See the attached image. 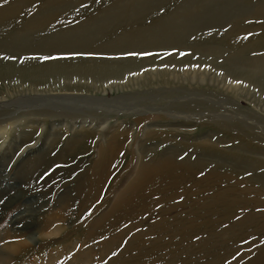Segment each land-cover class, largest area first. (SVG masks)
Masks as SVG:
<instances>
[{"label":"rangeland","instance_id":"rangeland-1","mask_svg":"<svg viewBox=\"0 0 264 264\" xmlns=\"http://www.w3.org/2000/svg\"><path fill=\"white\" fill-rule=\"evenodd\" d=\"M18 2L0 0V7L15 8ZM47 2L31 0L20 6L23 9L19 7L13 15L18 14V17L12 16L8 23L5 21V28L1 24L0 44L15 41V44L34 46L78 44L76 41L84 40L79 43L82 44L86 40L84 44H94L93 48L77 49L79 51L66 55L72 58L156 57L151 62L141 63L143 65L134 71L122 73L117 80L95 85L92 80L74 79L72 84L89 86L86 92L104 94L107 99L132 91L143 104H169L179 99L189 102L197 95L208 97L206 100L213 107L195 116L187 125L157 121L148 133L139 130L135 123L138 114L128 116L115 109H103L109 112L105 121L111 122L106 126L107 131H99V123L93 121L92 124L90 119L85 123L70 118L59 120L57 126L52 125L56 127L55 132H59L56 146L42 143L25 155L20 154L26 145L20 148L17 142L11 141L15 138L12 130L0 135V245L16 242L20 234L42 238L44 233L57 227L61 231L53 238L40 239L24 249L10 264H264V90L256 81L240 78L226 68L227 63H233L264 80V42L257 43L264 38V0H55L51 10L47 9ZM49 11L54 13L50 16L52 20L47 21L42 30H33L32 20ZM227 35L233 36L226 40ZM31 37H36L37 41ZM155 41L182 44L181 58L196 54L186 62L169 61L167 59L175 55L178 48L143 47L144 43L157 44ZM110 44L117 45L115 47L126 44L122 45L124 49L120 47L126 52L115 53L120 51L119 47L111 49L107 46ZM133 46L139 50L131 51ZM130 52L151 55H128ZM18 86L17 81L0 78V96L18 90ZM120 86L124 90H117ZM25 113L26 123L22 126L32 125L35 140L40 142L52 120L42 118L38 124H31L27 121L34 119L33 114L29 110ZM66 122H70L69 125ZM71 123H74L72 127ZM228 124H232V128ZM110 129L116 131L115 135H121L112 140L114 137L104 133ZM77 136H86V144L81 147L73 141L75 150L70 157L56 162V157L67 150V140ZM107 142H111L116 154L106 152ZM7 147L9 153L2 159ZM47 151L52 160L36 169L40 155L44 156ZM162 158H173L174 165L167 168ZM97 162L103 165L99 172L94 169ZM142 174H148L150 179ZM154 175L158 179L152 178ZM201 196L204 198L199 199ZM117 203L122 209L112 215V207ZM199 215L202 216L199 218Z\"/></svg>","mask_w":264,"mask_h":264},{"label":"bare ground","instance_id":"bare-ground-1","mask_svg":"<svg viewBox=\"0 0 264 264\" xmlns=\"http://www.w3.org/2000/svg\"><path fill=\"white\" fill-rule=\"evenodd\" d=\"M31 0H19V6L17 7H13V8H2L0 7V27L1 24H4L5 21L8 20L11 21L10 19L12 18V16L14 15V12L20 7V6H24L27 5ZM90 1V0H89ZM200 1V0H199ZM240 1V0H238ZM34 3V2H33ZM55 0H48L47 2V9L49 8L50 10L52 8H54L55 6ZM59 4V3H58ZM25 8V7H24ZM136 8V7H135ZM20 9H23L20 7ZM18 9V10H20ZM27 9V7L25 8ZM48 9V10H49ZM25 11V10H23ZM22 11V12H23ZM44 12L47 10H43ZM17 12V11H16ZM21 13V12H18ZM47 13V12H46ZM43 13L41 16V18L36 19V20H32L31 23V28L33 30H38L41 29V27L49 20L52 18H50L51 15H53L54 13H50V11L46 14ZM16 14V13H15ZM118 14V13H117ZM183 14V13H182ZM262 15V14H261ZM264 15V14H263ZM58 16V15H57ZM14 18L18 17L17 16H13ZM56 17V16H55ZM57 18V17H56ZM55 18V19H56ZM63 18V17H62ZM62 18H58V19H62ZM25 19V18H24ZM23 20V19H22ZM30 20V21H31ZM15 21L17 22V20L15 19ZM29 21V20H28ZM47 22V23H48ZM237 22V21H236ZM6 23V24H7ZM10 23V22H9ZM238 23V22H237ZM11 24H15L11 22ZM50 24L51 21H50ZM49 24V26H50ZM48 25V24H47ZM53 25V24H52ZM48 26V27H49ZM54 26V25H53ZM28 27V26H27ZM47 27V28H48ZM5 28V24L4 27ZM8 28V27H7ZM6 28V29H7ZM45 28V26H44ZM255 28V27H254ZM257 28V27H256ZM13 29V28H12ZM29 29V28H28ZM42 30V29H41ZM131 30V29H130ZM31 32V31H30ZM35 32V31H34ZM131 32V31H130ZM243 32V31H242ZM248 31H246L247 33ZM3 33H6V31H4ZM33 33V31H32ZM43 33V32H42ZM133 33V32H132ZM22 34V33H21ZM24 34V33H23ZM22 34V35H23ZM34 34V33H33ZM227 34V33H226ZM225 34V35H226ZM236 34V33H233ZM36 35V33L34 34ZM33 35V36H34ZM38 35V34H37ZM174 35V34H173ZM257 35V34H256ZM14 36V35H11ZM167 36V35H166ZM233 35L229 36L227 35L225 38L226 40H230L231 38L228 37H232ZM8 37V36H7ZM18 37V36H17ZM32 38V37H31ZM174 38V37H173ZM176 38V37H175ZM234 38H237L234 36ZM9 39V38H7ZM12 39V38H11ZM35 39L37 41V38H32ZM66 39V38H65ZM80 39V38H79ZM155 39V37H154ZM167 39V38H166ZM215 39V38H214ZM220 39V38H219ZM255 39V38H254ZM14 40V39H13ZM18 40V39H17ZM24 40V39H23ZM27 40V39H26ZM94 40V39H93ZM160 40V39H159ZM164 40V39H163ZM213 40V39H211ZM235 40V39H234ZM256 40V39H255ZM25 41V40H24ZM22 41V42H24ZM32 41V40H31ZM39 41V40H38ZM82 41H76V42H83ZM90 41V40H89ZM152 41V40H151ZM150 41V42H151ZM154 41V40H153ZM264 42V38H260V40L257 43H261ZM27 42V41H26ZM29 42V41H28ZM157 43V41H155ZM233 42V41H232ZM14 43V41H13ZM16 43V41H15ZM0 44V78H4V79H8L11 82H15L17 81V83L19 84L18 86V90H13L11 93L8 91L7 94H5L4 96H0V135H5L6 133L10 132L12 130V134H15V138L12 139V142H17L18 146L21 148L22 146L26 145V148L23 150V152H21L20 155H23L24 153H30L31 151H35L40 144L45 143L47 145V143H52L51 147H53L56 143V140L58 139L57 137L58 135V130L57 132H55V128L56 127H52V125L57 126V123L59 120H63V121H67L69 118L71 120H82L83 123L87 122L88 119L91 120V123L93 121H97V123H99L98 126H100V130L99 131H105L106 130V126H108L111 122L105 121V116L109 114V112H104L103 109H115L117 110V112H122V113H126L128 116L129 115H135L138 114L137 117L135 118V123H137V125H139L138 127L140 128L139 130H143L145 133H148L149 129L155 126V122L157 121H161V122H166L167 125H176V124H182L183 122L187 125V123L191 122L192 120H195V116L198 117V115H201L203 113H205V110H209L212 109V104L210 105L208 103V101L202 97V96H193L191 98V100H189V102H181L179 100L177 101H172L169 104H159V103H151V104H146V103H141L139 97H134V95H132L131 93H133L132 91L130 92H126L123 94H119L111 99H107L104 94H94V93H88L86 92L87 89H89L90 87H86L83 84H81V86H74L72 84V81H74V79H79L80 80H92L93 82L96 83H102L103 81L109 80V79H116V78H121L120 76L122 75V73L124 72H129V71H134L136 70V68L144 62H151L152 59L154 60L156 57L154 58H146V59H137V58H72L70 57V55H66V53H71V52H77L79 50L77 49H87L92 47L94 44H84L86 43V40L84 43L82 44H37L34 46V44ZM38 43V42H37ZM45 43V40H44ZM70 43V42H69ZM132 43V42H131ZM135 43V42H134ZM154 43V42H153ZM225 43V42H224ZM248 43V42H247ZM243 44V43H242ZM249 44V43H248ZM38 45H41L40 48L36 47ZM122 45L125 46L126 44H121V48ZM133 45V44H130ZM136 45V44H135ZM164 45L167 46V48L172 49V48H178V51L175 55L171 56L170 58H168L167 60L169 61H173V62H186L189 59L192 60V58L194 57V53L190 54V56L185 55L184 58H181V53H183L182 49V44H145L143 47H147V48H156V47H163ZM213 45V44H212ZM237 45V44H235ZM241 45V44H240ZM247 45V44H246ZM260 45V44H259ZM108 47L117 49L118 47H115L117 45L114 44H110L107 45ZM138 46V45H137ZM217 46V45H216ZM242 46V45H241ZM241 46H239L238 48H240ZM244 49L247 48L245 45ZM118 48V50L120 49V51H114L115 53H119V52H126V50H122L124 48ZM129 46H127L128 48ZM134 47V46H133ZM192 47V46H191ZM234 47V46H232ZM93 48V47H92ZM141 49V47H139ZM263 48V47H262ZM40 49H43V51H40ZM108 49V48H107ZM110 49V48H109ZM126 49V48H125ZM136 49L138 48H132L131 47V51H136ZM143 49V48H142ZM146 49V48H145ZM160 49V48H159ZM243 49V47H242ZM243 49V50H244ZM129 50V51H130ZM139 50V49H138ZM144 50V49H143ZM158 50V49H157ZM188 50V49H187ZM212 50V49H211ZM220 50V49H219ZM227 50V49H226ZM234 50V49H233ZM147 51V50H146ZM202 51V50H201ZM213 51V50H212ZM211 51V52H212ZM225 51V49H224ZM86 52V51H85ZM193 52V51H192ZM236 52V51H235ZM252 52V51H251ZM112 53V51L110 52ZM202 52H199V54ZM206 53V51H205ZM221 53V52H219ZM218 53V55H219ZM229 53V52H228ZM40 54V55H39ZM223 54V53H221ZM236 54V53H234ZM62 55V56H61ZM211 55V54H208ZM159 56V55H158ZM180 56V57H179ZM202 56V55H201ZM244 56V55H243ZM46 57H49L48 59H45ZM199 57V56H198ZM208 57V56H207ZM226 57V56H225ZM235 57V56H234ZM261 57V56H260ZM158 58V57H157ZM219 58V57H218ZM256 58V57H255ZM263 60V59H262ZM229 61V60H228ZM232 61V60H231ZM237 61V60H236ZM215 63V62H214ZM222 63V62H220ZM219 64V63H217ZM143 64H141L142 66ZM145 65V64H144ZM220 65V64H219ZM226 68L229 72L238 75L240 78L246 79L248 81H256L257 84L259 86H261V88H263L264 90V80H260L257 79L255 77L254 74H252L251 72H244L243 69L236 67L235 64L233 63H227L226 64ZM246 68V67H245ZM227 72V71H226ZM235 78V77H234ZM203 79V78H202ZM117 80V79H116ZM115 80V81H116ZM120 80V79H119ZM200 81V80H199ZM203 81V80H202ZM245 81V80H244ZM106 83V82H105ZM108 83V81H107ZM109 83H112L111 81ZM116 83V82H115ZM80 84V83H79ZM91 84V83H90ZM94 84V83H93ZM104 84V83H103ZM92 85V84H91ZM95 87V86H94ZM101 88V87H100ZM164 88V87H163ZM117 90H124V87H119L117 88ZM102 91V90H101ZM178 91V90H177ZM104 92V91H103ZM117 92V91H116ZM179 92V91H178ZM102 93V92H101ZM121 93V92H120ZM213 93V92H212ZM215 93V92H214ZM153 94V93H152ZM188 94V93H187ZM176 95V94H175ZM215 95V94H214ZM137 96V95H136ZM184 96V95H183ZM207 96V94L205 95ZM212 96V95H211ZM219 97V96H218ZM156 98V97H155ZM213 98V97H212ZM225 98V97H224ZM166 99V98H165ZM168 99V98H167ZM170 99V98H169ZM164 100V99H163ZM234 100V99H233ZM171 101V100H170ZM211 101V100H210ZM222 102V100H220ZM207 103L208 105L204 104ZM213 103V102H212ZM159 104V105H158ZM201 107V108H199ZM256 107V106H255ZM29 110L33 116L34 119H30L27 122H31V124H38L39 121L42 120V118H50L52 120L51 123V127L49 129L46 130V134L45 137L39 142V140H35V132H32V125L31 127L25 128L24 126H22L23 124H25L26 122L24 121V116H25V111ZM224 110V109H223ZM264 111V110H263ZM208 112V111H207ZM246 113V112H245ZM224 114V113H223ZM88 115H91V117H88ZM217 115V114H214ZM244 115V114H243ZM203 116V115H202ZM228 117V116H226ZM240 117V116H239ZM194 118V119H193ZM245 119V118H244ZM70 123V122H69ZM69 123L66 122V125H69ZM74 124V123H73ZM73 124L71 123L70 126L72 127ZM94 124V123H92ZM102 124V125H101ZM236 124V123H235ZM30 125V124H29ZM97 125V124H96ZM95 125V126H96ZM230 125V124H228ZM232 125V124H231ZM230 125V126H231ZM239 125V124H238ZM237 125V126H238ZM83 127V126H82ZM69 128V127H68ZM112 128V127H111ZM228 128V127H227ZM230 128V127H229ZM232 128V126H231ZM35 129V128H34ZM71 129V128H70ZM241 129V128H240ZM69 130V129H68ZM169 130V129H168ZM59 131H61L59 129ZM107 131V130H106ZM153 131V129H152ZM151 131V133H152ZM175 131V129H174ZM243 131V130H242ZM251 131V130H250ZM49 132V133H48ZM116 131H108V132H104L106 133V136H112L114 137L112 140H115L117 137H119L120 134H116ZM160 132V131H159ZM172 132V131H171ZM57 133V134H56ZM62 133V132H61ZM144 133V134H145ZM162 133V132H161ZM183 133V132H182ZM260 133V132H259ZM96 134V130L95 133ZM180 135V134H179ZM101 136V135H100ZM99 136V137H100ZM250 136V135H249ZM252 136V135H251ZM137 140L140 139V136H136ZM247 137V136H245ZM259 137V136H258ZM103 138V137H102ZM211 138V137H210ZM104 139V138H103ZM86 136H84V138H81L80 136L72 137L70 139L67 140V150H64L63 152H61L57 157H56V162H64L65 157L68 158L70 157V153H72L75 150V147L73 145V143L75 142L76 144H80L81 147H83L86 144ZM97 140L98 137H97ZM109 140V139H108ZM252 140V139H251ZM74 141V142H73ZM255 141V140H254ZM58 142V141H57ZM74 143V144H75ZM105 143V142H104ZM111 143V142H110ZM108 144V142L106 143V152H108V150L110 151L111 155L116 154V152H114V147L111 144ZM212 143V142H211ZM260 143V142H259ZM83 145V146H82ZM104 145V144H103ZM203 145V144H202ZM11 148V145H8ZM56 146V145H55ZM76 146V145H75ZM78 146V145H77ZM199 148H200V144H198ZM51 147L49 148V151L51 149ZM113 147V148H112ZM197 147V146H196ZM208 147V146H207ZM9 148V149H10ZM77 148V147H76ZM9 149L8 147L6 148V150L3 152L1 158L3 159L4 157L7 156V154L9 153ZM77 150V149H76ZM2 151V149L0 150V152ZM53 151V150H52ZM78 152V151H77ZM104 152V153H106ZM48 151L46 152V154L44 156H42V154L40 155L41 157L39 158L38 161H40L35 168H39L43 165H47L48 161H51V157L48 156ZM76 153V152H75ZM79 153V152H78ZM103 153V151L101 152ZM100 153V154H101ZM139 153V152H138ZM250 153V152H249ZM248 153V154H249ZM24 154V155H25ZM44 154V153H43ZM171 154V152H170ZM50 155V154H49ZM225 155V154H224ZM254 155V154H252ZM72 156V155H71ZM173 156V154H172ZM211 156V155H210ZM75 157V156H74ZM105 157V156H104ZM104 159V158H103ZM102 159V161H103ZM264 159V157H263ZM62 160V161H61ZM109 161V160H108ZM173 158L168 159V158H162V163L167 165V168H170L169 166L172 164L174 165L173 162ZM66 162V161H65ZM182 162V161H181ZM201 162V161H200ZM108 163V162H106ZM110 163V161H109ZM108 163V164H109ZM161 163V164H162ZM177 163H179V161H177ZM176 163V164H177ZM203 163V162H202ZM233 164V163H232ZM182 165H185L184 162H182ZM188 165V164H187ZM198 165V164H197ZM234 165V164H233ZM102 163L101 162H97L95 164L94 169H96L97 171L102 169ZM107 166V164H106ZM186 166V165H185ZM204 166V165H203ZM147 167V166H145ZM150 167V166H149ZM164 167V165H163ZM176 167V165H175ZM178 167V166H177ZM194 167V166H193ZM197 167V166H196ZM106 168V167H105ZM238 168V167H237ZM243 168V167H242ZM144 169V166H143ZM162 169V168H160ZM166 169V167H165ZM176 169V168H175ZM181 169V168H180ZM198 169V168H197ZM157 170V168L155 169ZM154 170V171H155ZM159 170V168H158ZM157 170V171H158ZM170 170V169H169ZM174 170V169H173ZM182 170V169H181ZM180 170V171H181ZM215 170V169H214ZM218 170V169H217ZM245 170V169H244ZM247 170V169H246ZM106 170H104L105 172ZM147 170H145L146 172ZM168 171V170H167ZM179 171V169H178ZM192 171H195V169H193ZM201 171V170H200ZM207 171V170H206ZM219 171V170H218ZM234 171V170H233ZM59 172V171H58ZM95 172V171H94ZM99 172V171H98ZM112 172V171H111ZM149 172V170H148ZM160 172V171H159ZM170 172V171H169ZM185 172V169H184ZM197 172H199L197 170ZM209 172V171H208ZM213 172V169H212ZM229 172V171H227ZM96 173V172H95ZM94 173V175H95ZM147 173V172H146ZM164 173V172H163ZM172 174V172H170ZM183 173V170H182ZM214 173V172H213ZM219 173V172H218ZM222 173V172H221ZM232 173V172H231ZM234 173V172H233ZM155 174V173H154ZM161 173H159L160 175ZM180 174V173H179ZM177 174V175H179ZM184 174V173H183ZM186 174V172H185ZM188 174V173H187ZM192 174V173H191ZM198 173H196L197 175ZM230 174V173H229ZM85 175V174H84ZM99 175V174H97ZM141 175V174H140ZM151 174L149 173V176ZM167 175V174H165ZM174 175V173H173ZM172 175V176H173ZM195 175V176H196ZM260 175V174H259ZM142 176H144L142 174ZM148 176V174L146 175ZM144 176V178L146 177ZM148 177H146V179H150ZM164 176V175H163ZM170 176V175H169ZM168 176V177H169ZM186 176V175H185ZM193 176V174L191 175ZM246 176V175H244ZM243 176V177H244ZM251 176V175H249ZM255 176V174H254ZM257 176V175H256ZM157 178L155 175L152 178ZM162 177V176H159ZM175 177V176H174ZM198 177V175H197ZM238 177V176H236ZM142 178V177H141ZM164 179H166V177H163ZM181 178V177H180ZM179 177H177V179H180ZM190 178V177H189ZM199 178V177H198ZM203 178V176H202ZM211 178V177H210ZM222 178V177H221ZM232 178V177H231ZM239 178V177H238ZM158 179V178H157ZM168 179V178H167ZM176 179V180H177ZM183 179V177L181 178ZM185 179V178H184ZM194 179H196V177H194ZM204 179V178H203ZM81 180V179H80ZM153 180V179H151ZM171 179H169L170 181ZM206 180V179H205ZM204 180V181H205ZM225 180V179H224ZM223 180V181H224ZM246 182V179H244ZM143 179L141 180L142 183ZM148 181V180H147ZM154 181V180H153ZM191 181V179H190ZM194 181V180H193ZM197 181V180H195ZM209 181V180H208ZM220 181V180H219ZM242 181V180H240ZM252 181V180H251ZM151 182V181H148ZM168 182V181H167ZM211 182V180H210ZM209 182V183H210ZM264 182V181H263ZM140 183V182H139ZM147 182H145L146 184ZM154 183V182H153ZM157 183V182H156ZM169 183V182H168ZM172 182H170L169 184H171ZM184 183V181H183ZM189 183V182H188ZM205 183V182H204ZM252 183V182H251ZM138 184V183H137ZM199 184H203V182H199ZM254 184V183H253ZM141 185V184H140ZM140 185H136V186H140ZM152 185V184H151ZM157 185V184H156ZM168 185L167 183H165V186ZM173 185V184H172ZM180 185V184H179ZM178 185V187H179ZM208 185V184H207ZM212 185V184H211ZM214 185V184H213ZM241 185V184H240ZM259 185V184H258ZM145 186V185H144ZM170 186V185H169ZM174 186V185H173ZM172 186V187H173ZM203 186V185H202ZM215 186V185H214ZM234 186V185H233ZM232 186V187H233ZM244 186V185H243ZM135 188V186H133ZM141 187V186H140ZM153 187V186H151ZM160 187V186H158ZM198 188V186H196ZM206 187V186H205ZM231 187V188H232ZM249 187V186H248ZM100 188V187H99ZM148 188V187H147ZM157 188V187H156ZM169 188V187H168ZM167 188V189H168ZM192 188V187H191ZM203 188V187H202ZM84 189V188H83ZM139 189V188H137ZM145 189V188H144ZM149 189V188H148ZM162 189V188H161ZM166 189V188H165ZM173 189V188H172ZM180 188H177V190H179ZM200 189V188H199ZM217 189V188H216ZM233 189V188H232ZM238 189V188H237ZM136 190V189H135ZM142 190V189H141ZM151 190V189H150ZM154 190V188H153ZM176 190V191H177ZM198 190V189H197ZM210 190V189H209ZM247 190V189H245ZM100 191V190H99ZM133 191V189H132ZM158 191V190H157ZM161 191V190H160ZM199 191V190H198ZM201 191V190H200ZM219 191V190H218ZM261 191V190H260ZM129 192V191H127ZM135 192V191H134ZM146 192V191H145ZM154 192L156 193V191L154 190ZM209 192V191H208ZM207 192V193H208ZM249 192V190H248ZM140 193V192H138ZM199 193V192H198ZM212 193V192H211ZM210 193V194H211ZM215 193V192H214ZM218 193V192H217ZM223 193V192H222ZM238 193V192H237ZM88 194V193H87ZM129 194V193H128ZM135 194V193H134ZM144 194V191L143 193ZM165 194V193H164ZM168 194V193H167ZM205 194V193H204ZM245 194V193H244ZM250 194V193H249ZM258 194V192L256 193ZM263 194V193H262ZM83 195V193H82ZM172 195V193H171ZM200 195V194H199ZM206 195V194H205ZM204 195V196H205ZM232 195V194H231ZM252 195V194H250ZM254 195V194H253ZM132 196V195H131ZM136 196V195H135ZM142 196V195H141ZM149 196V195H148ZM185 196V194H184ZM203 196V195H202ZM200 197L199 199H202L204 197ZM208 197V195H206ZM205 196V198H206ZM249 196V195H248ZM264 196V194L262 195ZM260 195V197H262ZM139 197V194H138ZM163 197V196H162ZM241 197V196H238ZM95 198V197H93ZM124 198V197H123ZM130 198V196H129ZM134 198V197H133ZM259 198V197H258ZM87 199V198H86ZM135 199V198H134ZM140 199V198H139ZM147 199V198H146ZM223 199V197L221 198ZM230 199V198H229ZM237 199V198H235ZM233 199V200H235ZM260 199V198H259ZM127 200V198H126ZM137 200V199H136ZM232 200V198H231ZM230 200V202H231ZM244 198L242 199L241 202H243ZM251 200V199H249ZM253 200V198H252ZM251 200V201H252ZM140 201V200H139ZM201 201V200H199ZM222 201V200H221ZM236 201V200H235ZM261 201V200H260ZM264 201V200H263ZM262 201V202H263ZM214 202V201H213ZM218 202V201H217ZM227 202V201H226ZM247 202V201H245ZM92 203V202H91ZM95 203V202H94ZM116 203V202H115ZM229 203V202H228ZM253 203V202H252ZM264 203V202H263ZM262 203V204H263ZM126 204V203H125ZM215 203H213L214 205ZM219 204V203H218ZM234 204V203H233ZM238 204V203H237ZM243 204V203H242ZM128 205V204H127ZM236 205V202H235ZM239 205V204H238ZM246 205V204H245ZM250 205V204H249ZM246 205V206H249ZM253 205V204H252ZM250 205V206H252ZM258 205V204H257ZM255 205V206H257ZM216 206L217 203H216ZM215 206V208H216ZM229 206V205H228ZM227 206V207H228ZM244 206V205H243ZM261 206V205H260ZM258 206V207H260ZM125 207V206H124ZM149 207V206H148ZM214 207V206H213ZM226 207V206H225ZM224 207V209H225ZM232 207V206H231ZM242 207V205L240 206ZM254 207V206H252ZM264 207V205H263ZM209 208V207H208ZM214 208V209H215ZM229 208V207H228ZM237 208V207H236ZM239 208V207H238ZM257 208V207H255ZM121 205L120 203H117L115 206L112 207V215H115V213H117L118 211H121ZM135 209V208H134ZM202 209V208H201ZM213 209V208H212ZM210 209V210H212ZM218 208H216L217 210ZM227 209V208H226ZM235 209V208H234ZM261 209V208H260ZM204 210V209H203ZM215 210V212H216ZM179 211V210H178ZM185 211V210H184ZM238 211V210H237ZM242 211V210H241ZM182 212V211H181ZM198 212V211H197ZM202 212V211H201ZM206 212V211H205ZM210 212V211H209ZM214 214H216L214 211H211ZM224 212V211H222ZM228 212V211H227ZM231 212V211H230ZM253 212V211H252ZM256 212V211H255ZM212 213V215H213ZM218 213V212H217ZM229 213V212H228ZM251 213V212H250ZM202 215L205 214L204 212L201 213ZM219 214V213H218ZM220 214H221V210H220ZM223 214V213H222ZM226 214V213H225ZM223 214V215H225ZM249 214V213H248ZM199 215V218L200 216ZM211 215V216H212ZM222 215V216H223ZM231 215V214H230ZM56 216V215H55ZM64 216V215H63ZM205 217H207V215H204ZM210 216V217H211ZM255 216V215H254ZM59 217V216H58ZM192 217V216H191ZM198 217V216H196ZM228 217V216H227ZM225 215V218H227ZM231 217V216H230ZM235 216H233L234 218ZM198 218V219H199ZM231 219V218H228ZM60 220V219H59ZM58 220V221H59ZM63 220V219H62ZM61 220V221H62ZM190 220V219H189ZM225 220V219H224ZM223 220V221H224ZM227 220V219H226ZM235 220V219H234ZM246 220V219H245ZM250 220V219H249ZM249 220L247 219L246 221L249 222ZM59 221V222H61ZM194 221V218H193ZM191 219V222H193ZM222 221V220H221ZM220 221V222H221ZM260 221V220H259ZM263 221V220H262ZM179 222V221H178ZM181 222V221H180ZM185 222V220H184ZM183 222V223H184ZM187 222V220H186ZM243 222V221H242ZM252 222V221H251ZM170 223V222H169ZM190 223V222H188ZM207 223V222H206ZM255 223V222H254ZM257 223L259 224V222L257 221ZM261 223V221H260ZM186 224V223H184ZM203 224V223H202ZM226 224V223H225ZM217 226V224H215ZM241 225V223H240ZM244 225V224H243ZM246 225V224H245ZM186 226V225H185ZM190 226V225H189ZM257 226V225H256ZM255 226V227H256ZM259 226V225H258ZM179 227L181 228V225H179ZM214 227V226H213ZM262 227V226H261ZM260 227V228H261ZM188 228V227H187ZM211 228V227H210ZM244 228V227H242ZM259 228V230H260ZM191 229V228H190ZM189 229V230H190ZM251 229V228H250ZM257 229V228H256ZM168 230V229H166ZM242 230V229H241ZM255 231V230H254ZM257 231V230H256ZM60 231V227H57L55 229H53L52 231H49L47 233H44L40 238L39 236H35V235H31L29 237L26 236H21V234L17 237L16 242H5L4 244L0 245V264H10L13 260L14 257H16L17 255H19L24 249H27L28 247H32L34 244H36L38 241H40V239H49V238H53L56 234H59ZM42 234V233H41ZM192 234V233H191ZM197 234V233H196ZM14 235V234H13ZM191 236V235H190ZM10 237V236H9ZM13 236H11L12 238ZM117 238H114L113 240H116ZM43 241V240H42ZM263 251V250H261ZM90 253V252H89ZM163 253V252H162ZM258 255V254H257ZM119 256V255H118ZM259 256V255H258ZM137 258V257H136ZM116 260V259H115ZM113 261V260H112ZM115 262V261H114ZM254 264V262H253ZM259 264V263H258Z\"/></svg>","mask_w":264,"mask_h":264},{"label":"snow or ice","instance_id":"snow-or-ice-1","mask_svg":"<svg viewBox=\"0 0 264 264\" xmlns=\"http://www.w3.org/2000/svg\"><path fill=\"white\" fill-rule=\"evenodd\" d=\"M80 54V53H77ZM128 55H151V53H136V52H130ZM49 57H46L45 59H48Z\"/></svg>","mask_w":264,"mask_h":264}]
</instances>
